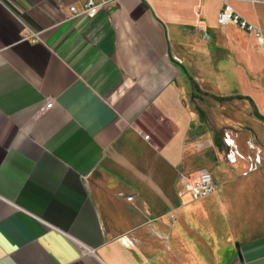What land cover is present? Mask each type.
Returning a JSON list of instances; mask_svg holds the SVG:
<instances>
[{"label": "crops", "instance_id": "1", "mask_svg": "<svg viewBox=\"0 0 264 264\" xmlns=\"http://www.w3.org/2000/svg\"><path fill=\"white\" fill-rule=\"evenodd\" d=\"M87 1L0 0V264H264V229L241 234L219 189L192 200L178 178L204 144L261 164L264 4L232 1L249 33L218 24L222 0L68 19ZM241 127L259 133L250 160Z\"/></svg>", "mask_w": 264, "mask_h": 264}, {"label": "rangeland", "instance_id": "2", "mask_svg": "<svg viewBox=\"0 0 264 264\" xmlns=\"http://www.w3.org/2000/svg\"><path fill=\"white\" fill-rule=\"evenodd\" d=\"M199 97H204V100H206V103L210 106L214 104L210 97H205L202 94L198 95V98ZM197 102L198 101H196V103ZM236 133L237 135L239 134V136H244V139L240 138L237 141L239 151L243 155V160H250L254 153L251 150L248 141L251 136L259 135L258 131L252 130L250 127H241L236 130ZM204 146L205 149L200 153L198 158L199 163L192 167L191 171L205 169L209 170L217 177L216 171L218 168L226 171H230L231 169H234L235 171L237 170V178L233 179L232 182H229L224 189L221 188L220 182L218 181V195L222 197L228 214L232 216L234 225L240 230L241 234L249 235L259 229H264V199H255L256 201L253 202L251 200L252 198L249 199L250 196L244 192L242 187V183L252 176H254L252 180H248L249 182L248 184H245V186H248L249 189H254L256 184H260L264 187V145H260L261 151L256 152L261 157V164L253 169H257L253 173L251 168L252 164L250 163L251 161H248V165L245 162V164H241L238 167H232L226 164L225 161H227L226 156H228V151L225 150V147L222 146L221 142L215 146H209L208 144H204L203 147ZM216 179L218 180V178ZM256 179L258 180L257 183ZM260 192L259 195H264L262 190H260Z\"/></svg>", "mask_w": 264, "mask_h": 264}, {"label": "built area", "instance_id": "3", "mask_svg": "<svg viewBox=\"0 0 264 264\" xmlns=\"http://www.w3.org/2000/svg\"><path fill=\"white\" fill-rule=\"evenodd\" d=\"M114 0H88L80 8L76 6L70 7V16L68 19H73L80 16H87L90 19H93L97 16L98 12L109 2ZM223 7L218 14V24L220 26H226L233 24L239 28L249 32L257 33V26L250 23L245 19L239 12H237L232 6L233 0H222ZM258 2L264 4V0H258ZM36 35H27L26 39L34 37ZM258 40L260 43H263V38L259 35ZM51 104L47 108H51ZM226 142L229 144L228 137ZM229 162L233 163L237 160V155L235 152H230L228 155ZM179 183L182 187V194H187L191 197L192 200L203 199L209 197L218 191L219 185L215 180L212 172L209 170H197L194 172H184L180 171L179 173ZM129 200H132L133 197H128Z\"/></svg>", "mask_w": 264, "mask_h": 264}, {"label": "trees", "instance_id": "4", "mask_svg": "<svg viewBox=\"0 0 264 264\" xmlns=\"http://www.w3.org/2000/svg\"><path fill=\"white\" fill-rule=\"evenodd\" d=\"M214 99L216 100H219L221 102H224V101H229L231 99H233V97H225V98H221V97H213Z\"/></svg>", "mask_w": 264, "mask_h": 264}]
</instances>
